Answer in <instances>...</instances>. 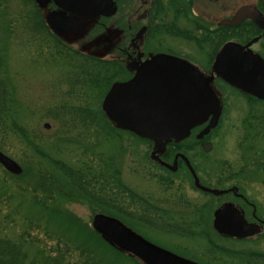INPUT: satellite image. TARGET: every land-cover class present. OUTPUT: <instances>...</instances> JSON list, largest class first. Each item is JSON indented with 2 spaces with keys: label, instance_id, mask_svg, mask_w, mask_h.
<instances>
[{
  "label": "rangeland",
  "instance_id": "obj_1",
  "mask_svg": "<svg viewBox=\"0 0 264 264\" xmlns=\"http://www.w3.org/2000/svg\"><path fill=\"white\" fill-rule=\"evenodd\" d=\"M8 7L9 14L14 17H9L14 23V30L7 47V66L19 110L18 120L46 144L51 145L62 138L79 142L88 149L95 147L96 153L101 155L99 159L112 163L126 187L162 210L157 221L160 228L138 224L130 227L120 221L123 225L149 242L200 264H240L236 255L230 254H237L236 250L251 246L264 250L262 241L241 243L212 232L214 213L225 202L202 194L196 190L198 187L195 184L196 189L192 187V179L182 171L184 168L171 175L157 168L150 160L154 146L152 149L150 143L138 135L129 131H108L109 127L100 111L110 86L104 80L100 81L99 76L112 81L121 76L123 68L117 62H111L99 69L91 59L74 52H87L88 56L94 54L109 60L111 54L107 41H102L100 37H89L77 42L71 29L56 32L50 25L48 10L39 8L36 0H9ZM218 43L206 45L204 50L209 46L213 50L219 46ZM197 64L204 68L211 66L210 71L213 72L214 63L209 65L210 62L200 60ZM215 88L222 112L215 130L204 134L213 143L211 151L204 153L193 138L179 149L190 157L200 186L209 184L212 190L238 186L257 205L258 214L264 217V165L254 161L260 156L264 157V103L224 83H219ZM46 123L50 128H44ZM0 142L3 144L2 153L22 169L24 157L29 155L27 149L1 129ZM81 151L70 144L63 147L61 158L73 162ZM91 159L100 165L97 157ZM1 170L5 169L1 166ZM8 190L13 189L9 187ZM15 204L6 200L0 202V236L19 240L24 231L22 222L18 220L20 217L17 216L11 224L3 222V216L13 211ZM68 208L92 226L95 215L87 205L72 203ZM207 209L212 213L210 219ZM203 210L204 214L201 213ZM164 211L167 215L163 214ZM195 221L200 224L195 225ZM27 233L39 241L40 249L56 257L54 252L50 253V250L57 248L55 239H48L41 231L31 230ZM23 238L30 239L27 236ZM77 255L72 253L69 262L66 259L61 264H75L79 257Z\"/></svg>",
  "mask_w": 264,
  "mask_h": 264
},
{
  "label": "trees",
  "instance_id": "obj_2",
  "mask_svg": "<svg viewBox=\"0 0 264 264\" xmlns=\"http://www.w3.org/2000/svg\"><path fill=\"white\" fill-rule=\"evenodd\" d=\"M8 5L9 0H0V129L5 135L14 136L29 155L24 157L19 175L2 171L0 165V202L12 201L13 205L17 202L14 210L3 216V222L14 223L18 216L24 230L19 240L0 236V264H61L66 259L68 261L72 253L79 256L75 264H142L108 243L99 231L71 212L68 205H87L94 215L113 217L130 227L135 224L158 227L157 221L162 210L126 187L112 163L99 159L101 155L96 153L95 147L88 149L79 142L62 138L56 139L51 145L46 144L18 120L19 110L7 66V47L14 30V17L9 14ZM10 16L12 19H9ZM40 19L42 22L43 19ZM41 24L44 26L43 22ZM56 41L61 44L58 39ZM74 52L91 59L99 69L113 62ZM99 77L110 87L118 80ZM100 112L109 127L108 131H128L111 124L104 111ZM70 144L82 150L73 162L61 158L63 147ZM1 149L3 144L0 142ZM89 157H97L100 165H96ZM254 161L264 165L262 156ZM9 187L13 190L9 191ZM163 214L167 215V212ZM196 221L195 225H199L200 222ZM31 230L41 231L50 240L55 239L57 248L55 251L50 250V253L54 252L56 257L40 249L39 241L27 233ZM25 236L30 239H24Z\"/></svg>",
  "mask_w": 264,
  "mask_h": 264
},
{
  "label": "water",
  "instance_id": "obj_3",
  "mask_svg": "<svg viewBox=\"0 0 264 264\" xmlns=\"http://www.w3.org/2000/svg\"><path fill=\"white\" fill-rule=\"evenodd\" d=\"M50 1L36 0L39 8L45 10ZM52 1L58 9L47 12L51 17L50 25L60 33L71 29L77 42L103 14L100 9L84 14L75 11L73 6L81 0ZM90 2L88 0L87 4ZM98 3L101 4L102 0ZM79 21L82 23L79 24ZM99 37L107 41L105 34ZM247 47L232 43L225 45L217 55L213 72L230 85L264 99V63L246 51ZM214 79L213 74L205 76L188 62L156 55L136 68L131 81L112 85L102 110L116 127L152 139V157L158 159V154L164 152L166 143L171 139L180 141L208 119L202 135L216 126L222 107L212 84ZM44 128L48 129L50 125L46 123ZM207 144H202L204 151L209 150ZM186 164L189 166L188 162ZM0 165L14 175L22 172L18 163L1 151ZM195 185L200 187L197 179ZM211 192L219 194L223 191L214 189ZM92 226L108 243L142 264H199L149 242L113 217L96 214ZM213 227L218 233L233 238H247L257 233L256 225L246 224L231 203L215 211Z\"/></svg>",
  "mask_w": 264,
  "mask_h": 264
},
{
  "label": "flooded vegetation",
  "instance_id": "obj_4",
  "mask_svg": "<svg viewBox=\"0 0 264 264\" xmlns=\"http://www.w3.org/2000/svg\"><path fill=\"white\" fill-rule=\"evenodd\" d=\"M87 1L81 0L73 8L83 14L102 10L103 14L96 18L86 38L96 39L105 33V39L110 46L109 60L117 62L123 68L121 76H117L118 82L130 81L136 68L156 55H167L188 62L205 76L213 74L216 77V74L210 71L211 66L204 68L197 63L201 60L212 65L221 49L228 43L240 47H247L249 44L245 50L264 63V0H102L101 4L98 0H91L89 4ZM95 2L97 5L94 6ZM55 8L53 2L46 4V10ZM216 41H219L217 48L211 50L209 46L204 50L206 45H214L213 42ZM195 47L203 49L197 50ZM219 83L224 82L214 81L216 87ZM235 90L264 103L262 99ZM205 126L206 124L194 129L180 141L171 139L166 143L164 152L158 154V159L152 157L151 151L150 160L165 173L174 174L184 168L182 171L192 179V187L195 188V180L199 182V176L192 167L190 157L178 149L193 138L204 153L210 152L213 143L206 137L207 133L202 135L200 132ZM138 137L149 142L153 149L152 140ZM203 143H208V151L202 148ZM196 190L219 198L221 203L233 204L241 219L246 224L256 225L257 228V233L247 238L222 235L213 226L212 232L222 238L234 239L241 243L264 242V217L258 214L257 205L249 200L238 186L219 189L223 191L219 194L211 192L209 184H203ZM207 204L209 203L205 205ZM204 211L201 213L204 214ZM206 213L210 219V210L207 209ZM236 252L235 258L240 264H264V250L258 246L242 248Z\"/></svg>",
  "mask_w": 264,
  "mask_h": 264
}]
</instances>
